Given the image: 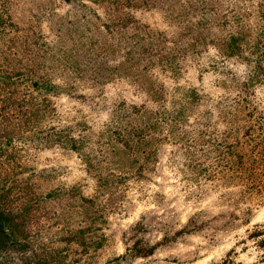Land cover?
I'll use <instances>...</instances> for the list:
<instances>
[{
  "label": "rangeland",
  "instance_id": "rangeland-1",
  "mask_svg": "<svg viewBox=\"0 0 264 264\" xmlns=\"http://www.w3.org/2000/svg\"><path fill=\"white\" fill-rule=\"evenodd\" d=\"M213 3L0 0V264H264V0Z\"/></svg>",
  "mask_w": 264,
  "mask_h": 264
},
{
  "label": "trees",
  "instance_id": "trees-1",
  "mask_svg": "<svg viewBox=\"0 0 264 264\" xmlns=\"http://www.w3.org/2000/svg\"><path fill=\"white\" fill-rule=\"evenodd\" d=\"M189 6L191 8H196L199 10L201 15L203 16L202 20V30L200 33H205L200 35V38L206 39L208 35H212L208 31V28L212 21L218 20V25L220 24V17L216 15V13H208L214 7L213 0H189ZM199 13V14H200ZM191 14V13H189ZM214 17V20L210 21ZM209 41L212 43H217V40ZM240 40L239 32L234 34H229L224 36L219 41L220 43V53L224 56H244L243 50H241V46L238 45V41ZM8 140V139H7ZM16 186L18 188L15 190V186H0V255L6 252L8 249H24L27 247L25 238H27L26 232V222L29 217V213H31V209L35 208L38 204L39 197L37 194L31 192L28 188H30L27 184L20 183ZM28 191H25L27 190ZM83 199V198H82ZM32 207V208H31ZM258 226H264V224H257L255 228ZM90 230L86 229H77L72 235L75 239L83 240L85 233ZM264 234V228L256 229L253 232V236H258ZM260 241H264L262 238Z\"/></svg>",
  "mask_w": 264,
  "mask_h": 264
}]
</instances>
